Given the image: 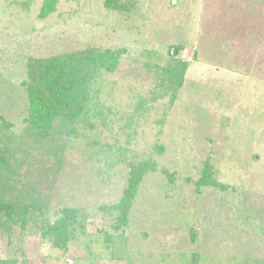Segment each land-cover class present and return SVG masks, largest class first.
I'll list each match as a JSON object with an SVG mask.
<instances>
[{"label": "rangeland", "instance_id": "rangeland-1", "mask_svg": "<svg viewBox=\"0 0 264 264\" xmlns=\"http://www.w3.org/2000/svg\"><path fill=\"white\" fill-rule=\"evenodd\" d=\"M118 2L0 0V129L21 165L18 193L49 199L35 221L0 234V259L264 264V0ZM108 49L124 54L92 84L100 115L78 137L59 135L61 159L44 163L27 132L30 62ZM173 57L188 68L172 96L156 70ZM209 173L218 186L199 184ZM67 210L80 214L71 234H49Z\"/></svg>", "mask_w": 264, "mask_h": 264}, {"label": "trees", "instance_id": "trees-1", "mask_svg": "<svg viewBox=\"0 0 264 264\" xmlns=\"http://www.w3.org/2000/svg\"><path fill=\"white\" fill-rule=\"evenodd\" d=\"M118 3V0H106L108 7ZM52 8L53 3L48 1L44 5L43 15L47 16ZM123 54L124 50L108 49L92 54H88V51L74 52L49 59H34L30 62L28 81L22 84L30 103L26 120L27 132L31 140L40 144L37 153L44 163L48 162L47 155H52L56 160L61 159L59 151L54 148L57 146L59 135L78 137L76 126L89 124V128H92L90 116L100 115L90 107L94 99L91 94L92 84L101 72L115 73L121 64ZM187 68L188 64L185 61L176 60L174 57L166 66L158 68L156 75L161 90H164L165 94L175 95L183 85ZM66 123L72 127L69 128ZM56 127L60 129L56 130ZM14 148L13 140L9 136L7 138L0 129V234L2 236L10 234L14 225L27 220V214H32L31 217L35 221L42 207L48 209L49 199L36 197L28 204L23 197H33L31 191L26 190L24 195L18 193L15 181L21 165L12 157L16 149ZM204 176L199 183L201 186H218L210 173L207 179ZM137 180L136 177L131 178L126 197L122 204L115 208L118 212L114 217L116 230L126 225L127 210ZM79 215V212L74 210L63 212L62 218L49 227L47 232L59 237L66 236L68 232L69 236L74 225L78 223ZM80 218L83 219L82 216ZM190 262H194L193 259ZM0 264H18V260L0 259Z\"/></svg>", "mask_w": 264, "mask_h": 264}]
</instances>
